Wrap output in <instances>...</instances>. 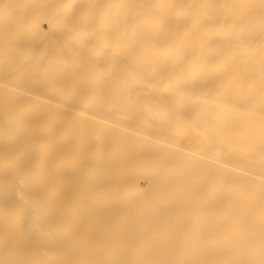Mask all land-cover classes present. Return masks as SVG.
<instances>
[{"label": "bare ground", "instance_id": "6f19581e", "mask_svg": "<svg viewBox=\"0 0 264 264\" xmlns=\"http://www.w3.org/2000/svg\"><path fill=\"white\" fill-rule=\"evenodd\" d=\"M0 264H264V0H0Z\"/></svg>", "mask_w": 264, "mask_h": 264}]
</instances>
